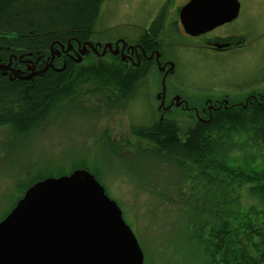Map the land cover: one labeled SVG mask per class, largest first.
<instances>
[{
  "label": "trees",
  "instance_id": "trees-1",
  "mask_svg": "<svg viewBox=\"0 0 264 264\" xmlns=\"http://www.w3.org/2000/svg\"><path fill=\"white\" fill-rule=\"evenodd\" d=\"M104 1L0 0V34L19 49L55 40L83 44L97 37ZM78 62L47 69L31 81L0 76V128L9 129L13 148L27 144L73 106L94 113L84 106L85 98L96 99L97 114L102 108L123 111L133 99L135 83L121 76L116 59ZM229 100L241 102L240 107L220 108L204 122L176 116L158 125H134L137 145L105 136L101 149L123 161L126 147L134 148L133 154L148 158L151 179L153 173L168 172L165 194L151 184H142L143 191L159 197L157 207L177 208L178 242L193 247V256L203 264H264V90L254 98ZM40 168L30 183H20L22 194L41 179L74 169L84 168L100 179L86 163L68 172Z\"/></svg>",
  "mask_w": 264,
  "mask_h": 264
},
{
  "label": "rangeland",
  "instance_id": "rangeland-1",
  "mask_svg": "<svg viewBox=\"0 0 264 264\" xmlns=\"http://www.w3.org/2000/svg\"><path fill=\"white\" fill-rule=\"evenodd\" d=\"M154 1L108 0L100 20L102 30H107L103 36L116 38L119 32L139 35V29L149 20L147 4L152 7ZM238 1L242 5L240 16L231 28L235 31L249 29L248 49L231 56L193 55L188 67L180 69L184 80L187 74L199 75V86L209 88L210 92L232 93L231 96H237L234 100L243 98L240 95L250 88L258 93L264 90V0ZM95 100L91 97L83 100L84 106L94 109V113L73 106L23 146L13 148L9 129L0 128V220L22 196L21 184L30 183L33 175L42 170L40 167L68 172L74 164L86 163L98 173L99 182L109 198L117 202L124 222L131 228L144 254L143 264H203L193 256V247L183 243L180 246L178 242L181 231L177 208L165 203L157 207L159 197L143 191L142 184H151L165 194L168 172L153 173L151 179L148 158L133 154L134 148L126 147L123 161L107 156L101 149L105 136L115 140L128 136L135 124L133 117H144L143 100L144 105L128 104L127 111L107 113L102 108L98 114ZM180 124L186 127L184 122ZM131 143L137 145L136 139ZM172 198L177 200L175 195Z\"/></svg>",
  "mask_w": 264,
  "mask_h": 264
},
{
  "label": "flooded vegetation",
  "instance_id": "flooded-vegetation-1",
  "mask_svg": "<svg viewBox=\"0 0 264 264\" xmlns=\"http://www.w3.org/2000/svg\"><path fill=\"white\" fill-rule=\"evenodd\" d=\"M107 1L105 0L101 7L102 12L96 28L97 37L83 44L74 41L73 43L71 40L66 43L55 40L45 46L34 45L19 49L6 43V33L0 34V76L10 79L25 78L42 71L48 64V69L56 71L60 68L59 65L63 68L71 61L76 66L78 59L81 62L88 57L90 60L102 59L104 62L116 59L122 68L121 76L135 83L134 97L125 104L127 107L124 110H128V104L134 103L145 104L146 107L144 117H133L135 126H149L155 123L158 125V122L162 123L176 116L183 117L185 122H204L206 117L210 118L220 108L227 110L230 107H240L241 102L233 103L229 100L236 99V95L231 96L232 93L228 92V95L223 91L210 92L209 88L199 86V75L187 74L184 80L180 71L181 66L184 69L188 67L189 59L193 55L206 53L213 57L227 54L231 56L248 49L249 29L235 31L231 28L241 12L242 5L238 0L240 8L236 20L194 36L184 31L179 17L182 6L190 0H155L152 7L147 4L149 20L139 29V35L119 32L118 37L109 39L103 36L107 30H102L100 26L103 7ZM85 44H91L93 48L86 47L87 51L83 50L82 55V47L79 45ZM45 48L48 49L42 51ZM40 74L28 80L31 81ZM258 94L256 89L250 88L240 96L247 100L257 97ZM132 127L128 136L117 141H135L137 137L131 134Z\"/></svg>",
  "mask_w": 264,
  "mask_h": 264
},
{
  "label": "water",
  "instance_id": "water-1",
  "mask_svg": "<svg viewBox=\"0 0 264 264\" xmlns=\"http://www.w3.org/2000/svg\"><path fill=\"white\" fill-rule=\"evenodd\" d=\"M239 8L237 0H190L180 10L181 26L191 36L204 34L236 20ZM79 46L82 55L86 47L93 48L91 44ZM143 261L144 254L117 202L84 168L33 183L0 220V264Z\"/></svg>",
  "mask_w": 264,
  "mask_h": 264
}]
</instances>
